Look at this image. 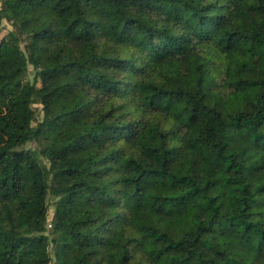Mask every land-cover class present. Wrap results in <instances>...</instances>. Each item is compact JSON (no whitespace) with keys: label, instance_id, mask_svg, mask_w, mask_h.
Here are the masks:
<instances>
[{"label":"trees","instance_id":"trees-1","mask_svg":"<svg viewBox=\"0 0 264 264\" xmlns=\"http://www.w3.org/2000/svg\"><path fill=\"white\" fill-rule=\"evenodd\" d=\"M3 20L0 264H264V0Z\"/></svg>","mask_w":264,"mask_h":264},{"label":"rangeland","instance_id":"rangeland-1","mask_svg":"<svg viewBox=\"0 0 264 264\" xmlns=\"http://www.w3.org/2000/svg\"><path fill=\"white\" fill-rule=\"evenodd\" d=\"M2 24H3V27H2V29L0 30V38L2 37V35L7 31V30H9V29H11V26H10V24L8 23V22H6V21H4L3 20V22H2ZM31 72H32V68L30 67V74L28 75V77L31 79ZM26 147H28V148H34V149H37L38 147L36 146V144L34 143V142H28L27 144H26ZM41 157V156H40ZM42 161H43V163H45L46 164V166H48V162L45 160V159H43L42 158ZM49 207H48V215H47V225H46V233L49 235V239L51 238V225L49 224L50 223V221H51V218H52V213H53V207L50 205L51 204V201L49 200ZM49 242H50V246H52V242H51V240H49ZM51 250L53 251V248L51 247ZM52 251H51V257H52V260H53V262H54V255H53V253H52Z\"/></svg>","mask_w":264,"mask_h":264}]
</instances>
